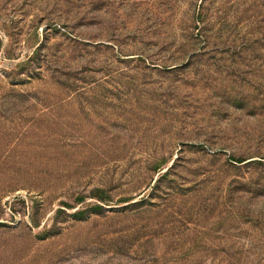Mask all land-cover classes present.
<instances>
[{"label":"rangeland","instance_id":"374dc122","mask_svg":"<svg viewBox=\"0 0 264 264\" xmlns=\"http://www.w3.org/2000/svg\"><path fill=\"white\" fill-rule=\"evenodd\" d=\"M0 264H264V0H0Z\"/></svg>","mask_w":264,"mask_h":264},{"label":"trees","instance_id":"16d2710c","mask_svg":"<svg viewBox=\"0 0 264 264\" xmlns=\"http://www.w3.org/2000/svg\"><path fill=\"white\" fill-rule=\"evenodd\" d=\"M169 170V169H168ZM168 172V171H167ZM166 172V173H167ZM16 189H17V187H15L14 185H9L8 187H7V191L8 192H14V191H16ZM65 204V207H69V208H71L67 203H64ZM84 214V210H80V211H78V212H76L74 215L75 216H79V215H83Z\"/></svg>","mask_w":264,"mask_h":264}]
</instances>
